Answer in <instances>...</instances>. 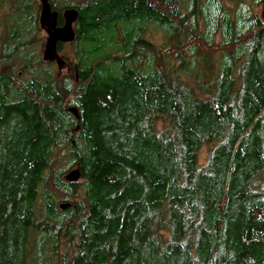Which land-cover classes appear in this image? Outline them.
Listing matches in <instances>:
<instances>
[{
  "label": "trees",
  "instance_id": "1",
  "mask_svg": "<svg viewBox=\"0 0 264 264\" xmlns=\"http://www.w3.org/2000/svg\"><path fill=\"white\" fill-rule=\"evenodd\" d=\"M48 1L65 73L0 0V264H264V0Z\"/></svg>",
  "mask_w": 264,
  "mask_h": 264
},
{
  "label": "water",
  "instance_id": "2",
  "mask_svg": "<svg viewBox=\"0 0 264 264\" xmlns=\"http://www.w3.org/2000/svg\"><path fill=\"white\" fill-rule=\"evenodd\" d=\"M40 1L39 23L44 30L46 36L44 41V49L42 58L46 61H54L58 69H62L66 64V60L57 49L58 42L68 43L74 40L75 31L74 23L78 17L76 8H66L62 12L63 24H57L58 12L51 8L48 0ZM75 117L78 118V110L72 106L68 108ZM80 177L78 168H73L64 175L67 181H77ZM69 203H61L60 207H68Z\"/></svg>",
  "mask_w": 264,
  "mask_h": 264
},
{
  "label": "rangeland",
  "instance_id": "3",
  "mask_svg": "<svg viewBox=\"0 0 264 264\" xmlns=\"http://www.w3.org/2000/svg\"><path fill=\"white\" fill-rule=\"evenodd\" d=\"M261 9H262L261 7H258L257 8V12L260 13ZM42 33H43V36L45 37L46 36L45 32L43 31ZM43 49H44V44H43L42 49H41V55L43 54ZM65 51L68 53V55H66V54H64V55H66L68 57V59H71V54L69 52V46L67 47V45H66ZM61 72H63V73L67 72V67L66 66H63L62 69H61ZM206 156H207V148L204 147L200 151L199 161L200 162H203L206 159Z\"/></svg>",
  "mask_w": 264,
  "mask_h": 264
},
{
  "label": "flooded vegetation",
  "instance_id": "4",
  "mask_svg": "<svg viewBox=\"0 0 264 264\" xmlns=\"http://www.w3.org/2000/svg\"><path fill=\"white\" fill-rule=\"evenodd\" d=\"M62 24H63V23H62ZM62 24H61V25H62Z\"/></svg>",
  "mask_w": 264,
  "mask_h": 264
}]
</instances>
